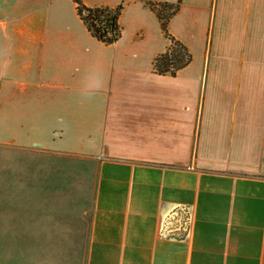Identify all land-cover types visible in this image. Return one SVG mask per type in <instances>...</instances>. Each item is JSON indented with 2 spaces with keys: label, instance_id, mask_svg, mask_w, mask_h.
<instances>
[{
  "label": "crops",
  "instance_id": "crops-1",
  "mask_svg": "<svg viewBox=\"0 0 264 264\" xmlns=\"http://www.w3.org/2000/svg\"><path fill=\"white\" fill-rule=\"evenodd\" d=\"M81 1L0 0V264H264V0Z\"/></svg>",
  "mask_w": 264,
  "mask_h": 264
},
{
  "label": "trees",
  "instance_id": "trees-1",
  "mask_svg": "<svg viewBox=\"0 0 264 264\" xmlns=\"http://www.w3.org/2000/svg\"><path fill=\"white\" fill-rule=\"evenodd\" d=\"M74 1L77 4L78 15L92 36L104 44H111L120 37L121 26L119 24V16L122 10L121 4L115 7H88L84 5L81 0ZM149 6L158 18L161 30L166 33L168 21L177 11L178 4L160 1L154 3L150 2ZM171 41H174L176 46L169 45L165 52L159 54L154 59L153 67L159 74H174L189 60V55L185 48L175 40L172 39ZM177 46H181L183 52L180 51Z\"/></svg>",
  "mask_w": 264,
  "mask_h": 264
},
{
  "label": "rangeland",
  "instance_id": "rangeland-1",
  "mask_svg": "<svg viewBox=\"0 0 264 264\" xmlns=\"http://www.w3.org/2000/svg\"><path fill=\"white\" fill-rule=\"evenodd\" d=\"M170 43H171V41L169 42V44ZM181 54H183V53H181ZM7 122H8V119L6 120V118H4V120H2V117L0 115V157H5L4 156V153H5L4 150H12L14 148V146L16 145L15 141L12 140V136L7 133L8 129H9V125H8ZM7 142L9 143V145L5 144ZM95 172H96L95 166L94 165H90L89 169L87 170V173L92 174V175L95 176ZM94 176H93V179H94ZM2 201H4V204H7L6 199L3 198ZM5 231H6L5 232L6 234H4V236L7 235V236H5V238L7 239V241H9V238L11 237L10 232L8 230H5ZM12 248L13 247H6V245L5 246H1L0 245V249L11 250ZM5 257H7V256H5ZM9 258L12 259L13 256H10ZM9 264H13V261H9Z\"/></svg>",
  "mask_w": 264,
  "mask_h": 264
},
{
  "label": "built area",
  "instance_id": "built-area-1",
  "mask_svg": "<svg viewBox=\"0 0 264 264\" xmlns=\"http://www.w3.org/2000/svg\"><path fill=\"white\" fill-rule=\"evenodd\" d=\"M169 45H174V46H176V44H174V41H171V43L169 44ZM179 49H180V51H182L181 50V46H177ZM183 52V51H182ZM186 56V55H185Z\"/></svg>",
  "mask_w": 264,
  "mask_h": 264
}]
</instances>
